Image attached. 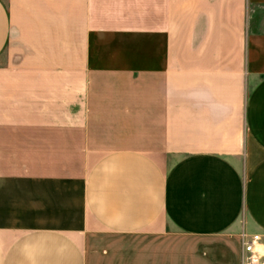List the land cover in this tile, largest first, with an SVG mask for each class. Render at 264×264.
I'll return each mask as SVG.
<instances>
[{"label": "crops", "instance_id": "0c3cea01", "mask_svg": "<svg viewBox=\"0 0 264 264\" xmlns=\"http://www.w3.org/2000/svg\"><path fill=\"white\" fill-rule=\"evenodd\" d=\"M264 239V0H0V264H242Z\"/></svg>", "mask_w": 264, "mask_h": 264}, {"label": "built area", "instance_id": "2783aa9c", "mask_svg": "<svg viewBox=\"0 0 264 264\" xmlns=\"http://www.w3.org/2000/svg\"><path fill=\"white\" fill-rule=\"evenodd\" d=\"M242 264H264V239L242 236Z\"/></svg>", "mask_w": 264, "mask_h": 264}]
</instances>
